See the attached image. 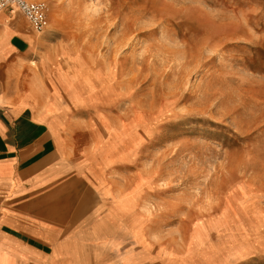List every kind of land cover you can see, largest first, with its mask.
<instances>
[{
	"label": "rangeland",
	"instance_id": "1",
	"mask_svg": "<svg viewBox=\"0 0 264 264\" xmlns=\"http://www.w3.org/2000/svg\"><path fill=\"white\" fill-rule=\"evenodd\" d=\"M44 1L51 63L103 104L116 161L135 147L120 169L153 221L264 264V0Z\"/></svg>",
	"mask_w": 264,
	"mask_h": 264
},
{
	"label": "crops",
	"instance_id": "2",
	"mask_svg": "<svg viewBox=\"0 0 264 264\" xmlns=\"http://www.w3.org/2000/svg\"><path fill=\"white\" fill-rule=\"evenodd\" d=\"M42 31L16 7L0 8V264L221 261L217 246L153 221L152 191L127 188L120 168L135 147L116 161L122 147L108 140L103 104L73 98L81 78L52 65Z\"/></svg>",
	"mask_w": 264,
	"mask_h": 264
},
{
	"label": "built area",
	"instance_id": "3",
	"mask_svg": "<svg viewBox=\"0 0 264 264\" xmlns=\"http://www.w3.org/2000/svg\"><path fill=\"white\" fill-rule=\"evenodd\" d=\"M6 6L16 7L36 31L47 26V5L44 0H0V8Z\"/></svg>",
	"mask_w": 264,
	"mask_h": 264
}]
</instances>
